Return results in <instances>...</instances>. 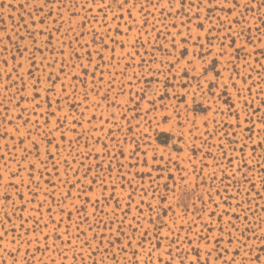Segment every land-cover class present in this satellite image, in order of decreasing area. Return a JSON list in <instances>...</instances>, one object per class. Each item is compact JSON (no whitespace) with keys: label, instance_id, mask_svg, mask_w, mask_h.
Masks as SVG:
<instances>
[{"label":"rangeland","instance_id":"374dc122","mask_svg":"<svg viewBox=\"0 0 264 264\" xmlns=\"http://www.w3.org/2000/svg\"><path fill=\"white\" fill-rule=\"evenodd\" d=\"M153 2L159 6L147 5L141 12L140 5L145 0H139L129 18L127 11L118 9L116 4L101 11V0L95 4L91 0H63V6L56 0L43 12L37 7L43 0H0V121H3L0 134L5 127L9 129L8 136L0 138V155L4 156L0 160L3 176L0 193L5 192L9 180L17 185V188H7L12 194L10 200L0 197V234L7 232L0 239V264H133L134 249L140 253L135 260L149 264V241L155 249L150 264L168 261L166 249L175 258L173 264H179L178 248L188 257L184 262L188 264L193 253L185 237L193 241L192 247L199 245L202 261L205 248L216 244L212 238L219 237L216 246L221 251L229 249L225 259L238 248L236 264L242 261L257 264L254 259L257 255L259 264H264V240L260 239L264 236V147L261 146L264 144V124H261L264 119V24L261 23L264 0H239L240 7L231 13L227 9L232 0L226 4L220 0L224 11L217 9L213 13V17L223 20V28L217 24L219 35H224L233 19L241 20V24L234 25L236 31L245 27L251 32H245L237 41V45L246 44V48L240 53L242 59H233L227 71L223 68L227 56L217 61L216 49L208 55L205 42L203 60L199 57L195 60L196 72L207 61L209 77L221 73L210 91L205 79H193L196 73L191 70L187 75L177 73L187 59H192V53L199 50L197 38L203 40V32L195 27V8L188 25L184 12L178 15L172 8V14H168V0ZM73 4L75 7H70ZM49 10L51 15L41 24L40 20ZM212 23H216L214 18ZM208 26L205 21V28ZM212 35L216 36L217 31ZM173 37L178 50L171 47ZM184 37H189L186 44L182 43ZM213 43L218 46L217 41ZM25 46L28 51H23ZM36 47L41 51H35ZM184 48L188 56L169 73L170 62ZM33 52L34 65L28 60ZM5 58L7 65L2 63ZM81 65L87 69L86 73ZM49 74L60 79L53 92L45 93ZM229 76L227 89H221L218 85ZM37 79L39 87L33 93V81ZM198 82L204 91L197 88ZM62 85L67 91L62 92ZM143 89H147V98L141 99ZM193 89H196L194 96ZM30 94L37 96L35 103L40 105L35 112L32 111L34 104L29 102ZM149 98L154 99L155 107L145 118ZM53 111L55 115L50 114ZM66 114L68 122L62 129L65 139L60 140V133L53 132L54 143L60 144L59 153L51 148L52 155L45 159L44 145H41L40 160L35 152L24 159V149L31 151L32 145L28 139L23 144L19 141L33 124L24 125L21 117L33 122L38 120L41 126L47 121V128H54L57 119ZM165 116H171L167 123ZM73 117L78 122L74 123ZM7 120L13 123L8 124ZM17 125H20L19 134L15 131ZM70 127L74 130H69ZM47 128L41 127L40 132H46ZM243 145L247 146L241 151ZM131 150H135V155ZM145 152L148 166L142 163ZM6 161L8 168L4 167ZM30 163L35 164L31 181ZM9 169L19 170V175L12 176ZM182 176L187 178L181 186L188 188L190 196L187 214L173 204L175 215L172 211L162 215L172 233L163 239L168 229H162L157 244L153 225L141 219L137 205L145 217L155 218L156 212L147 205L150 203L155 208L158 202L163 204L165 195L171 202L168 189L180 184ZM93 179L95 183L89 185ZM101 180L106 186L115 185L113 198H108L110 187L101 196ZM73 184L76 186L72 187ZM17 191L21 195H16ZM144 191L148 193L146 196ZM98 198L100 203L94 207ZM146 229L149 230L147 238H142L141 233ZM196 233L208 237V243L197 241ZM141 239L144 243L139 248L137 243ZM129 241L131 247L126 248ZM215 255L213 252L209 259L214 260Z\"/></svg>","mask_w":264,"mask_h":264},{"label":"snow or ice","instance_id":"6c2138e0","mask_svg":"<svg viewBox=\"0 0 264 264\" xmlns=\"http://www.w3.org/2000/svg\"><path fill=\"white\" fill-rule=\"evenodd\" d=\"M55 2H56V0H43L42 4L37 5L39 12H43L45 7H48L51 3H55ZM91 2L93 4H95L96 0H91ZM59 3L63 6V0H59ZM137 3H139V0H133V2L131 4L129 3V0H112V3L105 4L104 0H101L100 10L103 11L104 8L111 9L112 4H116L118 9L126 10L129 18H131L132 17V8H135ZM224 3L226 4L227 0H224ZM147 5H151L153 8H156L159 6L158 3H154L153 0H145V3L140 5V11L144 12L146 10ZM168 5H169V13L168 14L169 15L172 14L171 10H170L172 8H175L176 13L178 15L181 12H184V14L186 16H188V22H187L188 25H191V22H192V15H191L192 9L195 8V10H196L195 14H194L195 20H196L195 27L200 29L203 32V40H201L199 37L197 38L196 43L199 47V50L194 51L192 53V59H187L185 64H183L180 68L177 69V73L183 72L184 75H187L189 73V71L191 70L193 73H196V75L193 76V79H196L197 81H199L200 79H205V81L208 85V90L210 91L212 86H216L215 81H216L217 77L221 76V73L216 72L214 76L209 77L208 76L209 69L206 67L207 61H204V63L201 65L200 72L199 73L196 72L195 60L197 57H199L201 60H203V57L205 54V51H204L205 42L208 46L207 47V54L208 55H211L212 50L216 49L215 59L217 61H219V58L227 56V60L224 62V65H223L224 70L227 71V67H228V65L232 64L233 59H237V60L242 59L240 53L245 50L246 44L237 45V41L245 34V32L250 33L251 29L241 27L239 29V31H236V29L234 28V25L241 24V20L240 19H233L228 24L227 29L224 30V35L220 36L219 31L217 29V24L220 26V28H223V20L219 16L213 17V13H215L217 11V9H219L220 11H224V7L221 6L220 0H195V2H193V0H168ZM70 7H75V4L71 5ZM238 7H240L239 0H232V3L230 6H228L227 10L229 13H231L232 11H235ZM185 9H187L186 12L184 11ZM201 10H203V12H204L203 19H201ZM50 15H51V10H49V12L45 14V16L40 20V23L43 24L44 20H46L48 18V16H50ZM73 15H76V13H73ZM238 15L243 17V13H239ZM120 18L122 19L123 17L121 16ZM213 18L216 21L215 24L212 23ZM205 21H208V23H209V26L207 28H205ZM243 22L246 24L247 20L245 19ZM146 23H147V21L145 20V24ZM182 23H183V21H182ZM261 23L264 24V20H262ZM214 30L217 31L216 36L212 35ZM56 31H59V28H57ZM188 31H189V33H191L192 28L189 27ZM257 31H259V28L257 29ZM41 34H43V30H41ZM177 35H182V34L177 33ZM188 38L189 37H184V39L182 40V43L186 44ZM214 40L218 42V46H217V44L213 43ZM224 41H227L228 43L225 44ZM93 42H95V39ZM101 43H103V41H101ZM45 47H47V43L45 44ZM171 47L173 49L178 50V46H177V42L175 40V37H173V39L171 41ZM23 51H28V46H25ZM35 51L39 52V51H41V49L39 47H36ZM112 51H115V49H112ZM252 51H255V48H253ZM168 54L171 55V52H169ZM262 54H264V53H262ZM88 55L90 57L91 53H89ZM248 55H251V53H248ZM34 56H35V53L33 52L28 57L29 62L33 65L35 64ZM187 56H188L187 48H184L183 51L179 52V56L176 57L174 59V61L170 62L171 67L168 69L169 73H171L172 68H175L176 65L181 64V60H184ZM13 59H15V57H13ZM43 59H45V58L42 57L41 62H43ZM101 59H103L102 56H101ZM89 62L91 63V60H89ZM2 63L7 65V63H8L7 59L6 58L3 59ZM20 66L22 67L23 65H20ZM47 66L51 67V65H47ZM80 67L85 71V73L87 72V69L85 68L84 65H81ZM233 67H235V66L233 65ZM213 68H215V64H213ZM12 71H15V68H13ZM60 71L63 72V67H61ZM29 74H31L30 71H29ZM8 75H9V78H11V73H9ZM94 75H95V73L93 72V76ZM19 78L21 80L23 79L22 77H19ZM77 78L78 77H73V79H77ZM46 79H47L49 86L44 89L45 93L53 92L55 89L56 83H57V81H59L60 77L49 74ZM165 80H167V77H165ZM230 81H231V76H229L227 78V80H225L223 83H221L218 86L221 89L226 90L228 87V82H230ZM39 83L40 82L38 79L33 81V93H36V90L39 87ZM245 83H246V81H245ZM24 87H27V85L25 84ZM233 87L234 88L236 87L235 83H233ZM197 88L200 91H204V87L202 85H200L199 82L197 83ZM61 90H62V92L67 91V89L63 85L61 86ZM5 91H7V88H5ZM141 91H143V93H144V95L141 97V99L147 98V89H143ZM195 91H196V89H193V92H192L193 96L195 94ZM248 91L250 92L251 88H249ZM30 95H31V100L29 102L34 104L32 111L35 112V109L38 108L40 105L35 103L37 96L35 94H30ZM24 99H26V98L21 97V100H24ZM85 99H87V96H85ZM103 99L106 100L107 95H105L103 97ZM56 103L59 105L60 100L58 99L56 101ZM246 103H247V101H246ZM148 105L149 106L144 109L145 118H147V115L149 114V112H151V110L155 107L154 99L149 98L148 99ZM19 106H20V104L17 103L16 107H19ZM48 106L51 107L50 101L48 102ZM137 108H139V105H137ZM24 111H27V108H25ZM50 114L55 115V112L53 111ZM21 119H23L24 125L32 123L33 128H35V130H36L35 132H33V128H29L26 131V133L24 134V136L19 141L20 144H23L24 139H28L32 145L31 151L27 148L24 149V152H25L24 159H27V156L31 155L32 152H35L37 160H40L41 145H44L45 159H47L50 155H52V153L50 151L51 148H55L56 153L57 154L59 153L60 144L54 143L55 137L53 136V132H59L60 133V140L65 139L66 133H65V131H62V129H63L64 125L68 122L67 114L63 118L57 119V122H56L54 128H47V121L45 122L44 126H41L39 124L38 120L33 122V121H30L29 119H24L23 117H21ZM163 119H164V122L167 123L171 119V116H165ZM237 119H239V118L237 117ZM73 121H74V123L78 122V121H76L75 117H73ZM0 123H3V121H0ZM7 123L12 124L13 121L7 120ZM192 123H193V126H195V120L194 119L192 120ZM261 124H264V119L261 120ZM41 127L47 128V131L41 133L40 132ZM137 127H139V125H137ZM69 130H74V127H70ZM15 131L17 134H19L20 125H17L15 127ZM262 131H264V129H262ZM8 134H9V129L7 127H5L4 132L2 134H0V138L6 137V136H8ZM35 135H39L40 138L34 139L33 136H35ZM250 138L251 137H249V139ZM13 139H15V137H13ZM69 143H71V141H69ZM117 143H119V142H117ZM246 146L247 145H243L241 148V151H243V147H246ZM261 146L264 147V144H262ZM104 147L107 148V145H105ZM138 147H139V145H137V149H138ZM193 147H195L194 144H193ZM252 151L254 154L255 148H253ZM120 154L123 155L122 150H121ZM131 154L135 155V150H131ZM109 155H110V153H109ZM2 159H4V156L0 155V160H2ZM152 159H153V161H155L156 156L153 155ZM160 159L163 160V156H161ZM41 163H43V161H41ZM65 163H67L66 160H65ZM142 163L145 166H148L147 152H145V159L142 161ZM246 163L247 162H245V164ZM4 167L8 168L7 161L5 162ZM121 167H123V165H121ZM33 170H35V164L30 163L28 166V173H29V180L30 181L34 179V177L32 176ZM251 170L252 169H249V171H251ZM87 171L90 172L91 168H89ZM165 171H167V169H165ZM9 172L11 173L12 176H18L19 175V170H17L16 172H11V169H9ZM148 172H149V174L151 173L150 167L148 169ZM85 175H87V172L85 173ZM244 175L247 176V173H244ZM186 178H187L186 176H182L180 184H174L172 188L168 189V191L171 193V202H169L168 196L165 195L164 197H162L163 204L158 202L155 208H153L152 204H150V203L147 205V207L151 211L156 212L155 218H153L151 215L145 217L143 215V209L140 207L139 204L137 205V211L141 215V219H147V221L153 225V228L155 229L154 236L157 240V244H159V240L161 239L160 232L162 229H164V228L168 229V233L165 234L163 239H168V236L171 235V233H172L171 227L162 218V215L166 216L169 211H172L173 215H175V212L173 210V204H175V208H180V209H182V211L184 212L185 215L187 214V208H188L187 201H188V199H190L189 190L186 186L185 187L181 186V185H183V182ZM0 179H3L2 175H0ZM21 183H23V180H21ZM77 183H79V181H77ZM93 183H95V179L89 181V185H91ZM129 183L131 184V181H129ZM75 186H76L75 184L72 185V187H75ZM164 186L166 188L168 187L167 184H165ZM8 187L17 188V185L13 184L11 180L8 181V183L5 185V189H6L5 192L0 193V197H2L5 201L10 200L11 195H12L7 191ZM99 187L101 188V196H103V193L105 191L109 190V187L111 188V191H109L108 198L111 199L115 196V185L114 184L106 186V182L104 180H101ZM262 187H264V185H262ZM147 194H148L147 191H144V195L146 196ZM217 194H219V193H217ZM16 195L19 196L21 194L19 193V191H17ZM67 195L70 197L71 192L69 191V193ZM154 195H155V193H154ZM128 199H129V201H131V193H129ZM13 203H15V202L13 201ZM99 203H100V199L98 198L94 202L93 206L95 207ZM105 203H106V201H105ZM140 203L141 204L144 203L143 199H141ZM117 207H119V201L118 200H117ZM157 209H159V211H157ZM77 211L79 212L80 209H77ZM212 214L215 215V213H212ZM70 215H71V213H69V217H70ZM6 216H7V214H6ZM237 218H239V217H237ZM244 219L247 220L248 219L247 216H245ZM181 227H183V226H181ZM204 227L207 228V224H205ZM231 227L233 229H236L237 231H240L238 228H236L235 224H231ZM188 230L191 231V228H189ZM148 231L149 230L146 229L144 232H142L141 237L147 238ZM220 231H223V229H220ZM243 234L244 233L241 232L242 236H243ZM3 235H7V232L0 234V239L3 238ZM228 235L231 237V232H229ZM185 239L188 240V244H189L190 249L193 253V259L188 261V264H214L215 261H219V262H221V264H236L235 256L239 255V249L238 248L235 249L233 251V254L229 258L225 259V255L229 252V249L225 248V249H223V251H221L219 249V247L216 246L219 244V241H220L219 237H213L212 238L216 242V244L213 247H211V248L206 247L205 248L203 261L201 260V251H200L199 245L197 244L196 247H192L193 241L191 239H188L187 237H185ZM195 239L197 241L203 240L205 242V244L208 243V237H206V236L201 237L199 235V233L195 234ZM237 239L239 240V238H237ZM260 239L264 240V236H261ZM13 242H15V241H13ZM69 243H70V241H69ZM143 243H144V239H141L138 241L137 246L139 248H142ZM171 243H176V241H172ZM229 243H231V239L229 240ZM149 246L150 247H149V251H148V257H149V264H150V257H151L152 251H154L155 249L152 248L151 241H149ZM125 247L126 248L131 247V241H129V244L126 245ZM262 250H264V249H262ZM166 252H167L169 259H168V261H164L163 264H173L175 258L172 256L171 251L166 249ZM177 252H178V255H180L179 264H184L185 260H188V257L186 255L181 254L179 252V248L177 249ZM213 252L216 253L215 258H214V260H210L209 258L212 257ZM139 254L140 253L138 251H136L135 249L133 250V252H132L133 264H139V261L135 260V257L138 256ZM245 259H246V257H245ZM254 259L257 261V264H259L260 256L257 255ZM5 264H6V262H5ZM242 264H243V261H242ZM249 264H250V262H249Z\"/></svg>","mask_w":264,"mask_h":264}]
</instances>
